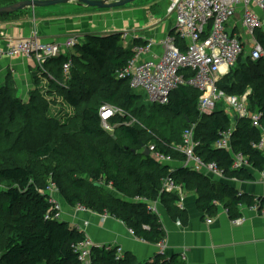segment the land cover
Segmentation results:
<instances>
[{
	"label": "trees",
	"instance_id": "trees-1",
	"mask_svg": "<svg viewBox=\"0 0 264 264\" xmlns=\"http://www.w3.org/2000/svg\"><path fill=\"white\" fill-rule=\"evenodd\" d=\"M18 1L0 0V6ZM257 37L264 48V29L257 32ZM146 43L136 38L131 46H125L120 32L88 35L74 53L50 59L46 71L36 69L33 82L37 89L28 95L27 102L9 93L11 87L0 84V148L10 144L8 140L18 129L32 135L29 141L19 138L13 145L14 149L23 142L25 159L16 163L6 157L0 161V264H80L77 248L86 234L62 217L55 218L60 210L50 201L52 184L67 205L82 204L100 214L112 215L133 229L137 237L154 244L166 240L167 231L160 215L148 209V201L159 199L173 217H187L186 209L178 205V193L161 194L168 176L194 191L198 195L197 208L210 217L225 208L231 218H238L245 204L264 212V197L245 195L226 182L190 169L179 167L172 171L152 154H145L155 144L157 150L182 158L168 145L181 143L183 132L196 124V138L201 141L198 154L207 162H217L227 178L254 179L248 169H233V154L239 152L247 156L254 170L264 172V153L257 147L264 137V57L254 61L245 51L238 58L245 56L246 62L236 68L237 81L231 67L218 84L228 95L243 96L251 89L247 94L249 108L263 113L262 127H258L250 118L233 121L222 108L212 115H201L200 93L188 87L173 92L168 105L141 104L138 92L142 90L132 88L128 79L118 78V72L135 56L134 46ZM68 60L72 62L69 78L63 69ZM249 63L263 70L246 68ZM44 79L63 96L64 111L55 118L47 111L46 93L39 89ZM118 102L123 110L109 120L114 129L111 133L103 126L101 107L118 106ZM8 104L6 115L2 110ZM157 112H161L158 117ZM227 131L231 132L232 151L215 146ZM110 183L121 197L105 189ZM118 248L93 247L91 264H132L130 257L117 260ZM144 264H183V260L180 255L169 258L159 253L153 262Z\"/></svg>",
	"mask_w": 264,
	"mask_h": 264
},
{
	"label": "built area",
	"instance_id": "built-area-1",
	"mask_svg": "<svg viewBox=\"0 0 264 264\" xmlns=\"http://www.w3.org/2000/svg\"><path fill=\"white\" fill-rule=\"evenodd\" d=\"M167 12L176 19L173 33L167 34L158 44L163 48L160 56L145 57L157 44L154 39L145 45L134 46L135 56L118 72V78L128 79L132 88L144 91L151 103L168 105L173 92L182 87L192 88L200 93L198 109L201 115H212L217 108L228 107L236 118H250L254 125L261 126L262 112H252L248 104V95H228L219 88V81L230 71L238 58L248 49L251 60L264 57V48L257 38V32L264 29V0H169ZM242 34L237 29L239 25ZM81 35L71 34L62 40H46L37 33L27 38L10 42L5 49L0 48V62L5 59L25 57L32 59L35 66L46 71L47 62L61 55H70L80 43ZM71 60L64 64V73L69 78ZM118 112L115 107L103 105L101 118L106 130L113 128L109 120ZM196 124L191 125L182 134L181 143H172L168 148L182 156L177 160L172 153L159 151L155 144L150 145V154L156 160L168 165L172 171L186 168L215 179H225L226 172L217 162H207L197 149L201 141L196 138ZM166 144V143H165ZM218 149L232 151L231 132L227 131L215 144ZM264 153V137L257 144ZM233 169H250L247 156L239 152L233 154ZM264 173V172H263ZM53 186V184H52ZM49 194L55 208L60 210L55 218H61V204L53 197V188ZM112 186V183L109 184ZM178 193V205L183 209L185 191L173 177H166L161 194ZM137 200L148 201L143 198ZM148 209L160 215V200L148 201ZM77 206V205H76ZM79 210H86L78 204ZM257 210V206H250ZM229 213V210L226 209ZM212 217L207 219L208 223ZM235 223L241 219H235ZM135 234L133 229H130ZM92 241L86 239L77 248L80 264L92 263ZM160 253L165 254L166 240L158 243ZM98 247H102L101 245ZM117 260L124 258L119 247ZM170 258V257H169Z\"/></svg>",
	"mask_w": 264,
	"mask_h": 264
},
{
	"label": "crops",
	"instance_id": "crops-1",
	"mask_svg": "<svg viewBox=\"0 0 264 264\" xmlns=\"http://www.w3.org/2000/svg\"><path fill=\"white\" fill-rule=\"evenodd\" d=\"M154 10L152 9L153 16L145 18L141 23L135 24L133 20V26H130L131 23L125 21L128 23L125 25L131 28L128 30L135 31L134 35L130 34V37H135L130 40L131 44L136 38L146 42L154 39L157 42L145 57L160 56L163 48L158 42L167 34L173 33L176 26L174 16L162 14L163 9L161 12ZM20 13L22 12H19L17 17H21ZM46 13L44 16L25 20H22L23 18H12L7 21L0 19V48L5 49L12 40L27 38L35 33L48 41H54L62 40L71 34L81 35L86 40L88 35L98 32L91 18H74L75 20L71 22V19L47 16L49 12ZM131 15V10L123 12L122 18H129ZM9 24H11L10 28L7 27ZM9 72L26 93L33 85L35 62L25 57L7 58L0 62V76L4 77ZM176 159L182 160V158ZM249 171L254 176V179L250 181L227 177L215 179L202 175L212 180L226 182L245 195L264 197V173L252 167ZM183 189L185 191L183 209L187 211L185 219L173 217L166 207L159 204L160 217L167 231L164 252L168 257L180 255L183 264H264V212L259 213L258 210L251 209L245 204L241 207L242 215L238 217L241 222L235 223L234 220L238 218H231L226 209L221 208L217 216H212L213 221L208 223L207 219L210 216L197 208L198 195L194 191L186 190L184 187ZM62 216L70 226L84 231L94 245L119 246L124 256L133 260L132 264L151 263L160 253L158 244L146 242L132 234L122 220L112 215L100 214L96 211H80L64 202Z\"/></svg>",
	"mask_w": 264,
	"mask_h": 264
},
{
	"label": "rangeland",
	"instance_id": "rangeland-1",
	"mask_svg": "<svg viewBox=\"0 0 264 264\" xmlns=\"http://www.w3.org/2000/svg\"><path fill=\"white\" fill-rule=\"evenodd\" d=\"M168 6H169V0H138V1H135L131 4L126 5L124 7H119V8H115V9H102V10H100V9L88 7V6L74 2V3H67V4H58V5L49 6V7H38L35 9L34 8L26 9V10L21 11L22 13H20V15H19L21 17H17L18 13H16V14H13L12 16H9L8 18H4L2 21H4V20L7 21L8 19H12V18L13 19L14 18H16V19L23 18L22 20L29 19V18H36L40 15H43V16L46 15L47 14L46 12H49L47 16H52V17H57V18L58 17L68 18V19H71V22L75 20L74 18H79V19H80V17H85L86 19L91 18L90 20H92V19L94 20L93 23L97 27L98 32H100L102 34H110V33H114V32L123 33L125 46H131L132 44H131L130 40H133L132 38H135V37H132V36L130 37V34L132 33L134 35L135 31H132V32L129 31L131 28L129 26L125 25V23H126L125 21L130 22L131 23L130 26H133V24H132L133 20H134L135 24L137 22L141 23V22H143V20H145V18H151L153 16L152 15L153 14L152 9L153 10L155 9L154 11H158V12H161V9H163V11L161 13L164 15L170 16L169 13L167 12ZM129 10L132 11V15L129 18H125V17L122 18V13L127 12ZM123 23H124V25H123ZM145 23L148 24V22H145ZM126 24L128 25V23H126ZM10 26H11V24L7 25V27H9V28H10ZM111 26H113V27H111ZM237 31L244 34V32H242L243 29L241 27V24L239 25ZM73 33H74V31H73ZM84 41H85L84 38L80 39V43H83ZM74 51L75 50L73 49V53H74ZM246 53H247L246 55L248 56V53H249L248 49L246 50ZM245 62H246V58H245V56H243L238 61H236L235 64L232 66L233 79L235 81H237V77H238V75L235 74L236 68L238 69ZM36 68H38V67L36 66ZM246 68L256 69L259 72H261L263 70L262 67H259L254 63L253 64L252 63L247 64ZM32 81H33V78H32ZM46 81H47V79L41 80V82L39 83V87H41V88H39V89H42V93H46L47 96H45V99L49 102V106H48L47 111L49 112V114L53 118H55V116H57L58 112H60L61 110L64 111L63 105H65V104L62 101L63 96L60 95L61 93H59V91L54 86H52V84L50 85ZM0 84L3 87L4 86L11 87L12 89L9 90V93H12L13 96H15V97L17 96L18 98H20L21 100H24L25 102H27V100H28V95H30L32 92L36 91V89H37L36 88L37 85H35L33 82V85L29 87V91L24 93L23 91H25V89L24 88L21 89V87H19L16 78L10 72L7 73L6 76H4V77L0 76ZM26 91H27V89H26ZM250 92H251V89L249 88V89H247V92L244 95L249 94ZM138 93H140L139 95L141 96V104H142V102L143 103L146 102V104L150 106L149 103H151V102L149 101L146 93L144 91L138 92ZM119 105H120V103L118 104V106H114V105H112V106L115 107L116 110L122 112L123 109H121L119 107ZM8 106H9V104L7 105V108L5 107L2 110V111H4V114H6V115H7V113H9ZM222 109L227 111L228 114L231 116V118L234 121L235 117L232 113V109H230L229 107L227 109V107H225V106L222 107ZM68 111L70 113V110H68ZM160 114H161V112H157L156 117H158V115H160ZM22 120L24 121L23 117H22ZM16 121H17V123H19V121H20V118L17 116H16ZM2 127L5 128L6 125H2ZM11 127H12V125H10V129H11ZM16 128H17V126H16ZM1 129L2 128H0V133H1ZM13 129H15V127H13ZM113 130L114 129L110 130V132L112 133ZM18 132H21V133H18ZM18 132L14 135L12 134L11 138L8 140L10 143L9 145L3 146L2 148H0V161H1V159L7 157L8 159L15 160V162L18 163V162H21L23 159L26 158V154H24L26 151V146L23 145V142L21 144H19L18 146H16V148H14V149H13V145L15 144V142L18 141L19 138L21 139V141H26V140L29 141L31 139L32 135L28 134L27 132H24V130L21 131L18 129ZM1 136H2V133H1ZM145 140H147L146 136H145ZM85 177L91 182L94 181L89 175H85ZM263 177H264V175H263ZM104 187L106 190H109V192L111 191L116 196L121 197L120 194H117V192L113 190L112 186L105 185ZM52 188H53L52 194H53L54 199L59 201L61 204V217H63L62 216V203H64V200L61 197L59 189L57 188V186L53 184ZM1 189H3V186H0V190ZM77 206H78V204H77ZM77 206H75V208L77 210H79V208H77ZM80 211L89 212V211H94V210L86 207V210H80ZM1 217L2 216H0V219H1ZM0 241H1V238H0ZM117 247H119V246H117Z\"/></svg>",
	"mask_w": 264,
	"mask_h": 264
},
{
	"label": "water",
	"instance_id": "water-1",
	"mask_svg": "<svg viewBox=\"0 0 264 264\" xmlns=\"http://www.w3.org/2000/svg\"><path fill=\"white\" fill-rule=\"evenodd\" d=\"M138 0H20L10 5L0 6V17L14 14L30 8L49 7L58 4L78 3L96 9H115L124 7ZM145 154L149 155L150 150L146 149Z\"/></svg>",
	"mask_w": 264,
	"mask_h": 264
},
{
	"label": "flooded vegetation",
	"instance_id": "flooded-vegetation-1",
	"mask_svg": "<svg viewBox=\"0 0 264 264\" xmlns=\"http://www.w3.org/2000/svg\"><path fill=\"white\" fill-rule=\"evenodd\" d=\"M20 12V11H19ZM16 13H18V12H16ZM15 14V13H14Z\"/></svg>",
	"mask_w": 264,
	"mask_h": 264
}]
</instances>
